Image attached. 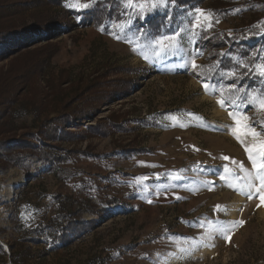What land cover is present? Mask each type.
Listing matches in <instances>:
<instances>
[{
	"label": "rangeland",
	"instance_id": "obj_1",
	"mask_svg": "<svg viewBox=\"0 0 264 264\" xmlns=\"http://www.w3.org/2000/svg\"><path fill=\"white\" fill-rule=\"evenodd\" d=\"M102 1L121 6L107 28L81 26ZM211 2L178 8L182 44L157 58L136 32L139 21L119 33L122 0H0V30L36 19L52 25L17 40L0 36V264H15L18 243L27 264H264L261 185L231 134L230 99L216 85L206 92L202 83L213 84L199 76L208 54L189 14L212 13ZM75 3L89 7H68ZM236 5L216 31L231 37L264 22L263 11ZM242 111L264 132V113ZM68 201L84 223L78 236L55 246L35 240L28 231Z\"/></svg>",
	"mask_w": 264,
	"mask_h": 264
},
{
	"label": "trees",
	"instance_id": "obj_2",
	"mask_svg": "<svg viewBox=\"0 0 264 264\" xmlns=\"http://www.w3.org/2000/svg\"><path fill=\"white\" fill-rule=\"evenodd\" d=\"M49 1L62 7L65 0ZM205 1L206 0H177L176 5L173 6L174 8L171 14L172 19L170 21L167 17L158 14L146 23L145 28H149V25L156 24L155 27L151 26L152 30H155L157 26L161 25V21L163 20V26L160 28V32L170 34L184 26V22L179 20V16L183 14L185 9H194ZM239 1L240 3H237L236 0H212V26L207 31L196 29L195 31L197 34L193 35L197 47L201 49L202 53L208 54L207 60L202 65H199L200 78L216 85L219 94L227 99L230 97L235 98V94L228 91V87L233 83H235L238 88L244 87L246 90L264 89V83H261L258 77L244 75L248 67H254L256 64L264 62L262 61V58H264V22H261L259 18L249 25L247 23L239 30L234 31L231 37L216 31L214 27L217 21L227 20L232 15L234 8L237 6L236 4L245 6L247 11L253 14H256L258 10L264 12V0ZM178 8L184 10L179 11ZM120 10V4L114 1L98 2L91 11L81 15V26L84 27L89 23H93L96 27H103L105 30L107 28V25H105L106 21L110 20L109 18L115 15V13L117 15ZM63 15L66 16L67 14L65 13ZM34 22L36 23L35 25L28 26L20 31L12 29L0 30V36L3 38H15L23 33L38 35L51 31L52 25H46V23L40 24V20L37 19ZM72 26L77 25L74 24ZM58 27V29L63 30V27ZM14 40H17V38ZM222 53L224 55H221ZM241 64L245 65V67H240L239 65ZM213 68H215L214 71L211 70ZM228 71H235L240 78H225L221 75V73H227ZM38 152H40L42 158L46 157L42 151ZM52 161L56 163V160ZM68 202L69 203L60 204V211L51 222L48 224H39L28 231L35 240L44 238L46 241H52L53 239L52 245L55 246L59 241L62 243H71V238L78 236L81 227L84 228V223L75 220L77 218L70 209V201ZM54 240H56V242ZM28 257L30 259L29 251H26L21 244L18 243L15 248V253H13L14 263L27 264ZM94 260L95 258H92L88 263L102 264V262L97 259L96 261Z\"/></svg>",
	"mask_w": 264,
	"mask_h": 264
},
{
	"label": "snow or ice",
	"instance_id": "obj_3",
	"mask_svg": "<svg viewBox=\"0 0 264 264\" xmlns=\"http://www.w3.org/2000/svg\"><path fill=\"white\" fill-rule=\"evenodd\" d=\"M123 9L126 13V19L118 25L119 33H126L130 29L135 21L140 22V26L136 28V32L140 33L144 41L153 48L154 55L157 58L166 57L176 53L182 44V37L184 35V30L180 29L174 32L161 33L160 28L163 26V20L161 25L157 26L155 30H152L151 25L149 28H145L144 24L148 23L149 18L155 16L158 12L162 13L163 17H167L170 21L172 19L171 12L169 10V4L175 6L177 0H122ZM68 7L75 8L77 10L88 8V4H69ZM189 23L192 29V35H196V29L206 31L212 26L213 15L212 13H206L204 10L199 8L195 9L194 14H189ZM218 22V21H217ZM117 40L120 39V35L117 34L115 37ZM127 41V36L124 37ZM137 46L134 50H138ZM221 55H224L223 53ZM147 61V57H144ZM264 61V58H262ZM193 68L197 65L193 60ZM240 67H245L241 64ZM212 71L215 68L211 69ZM225 78L239 79L240 76L235 71H228L227 73H221ZM245 76L258 77L261 83H264V62L256 64L254 67H248L247 71L244 73ZM202 87L207 92L210 87L215 90L214 85H209L208 83H202ZM230 93L235 94V98H229L233 111L229 112V117L233 121L231 128V134L234 139L244 149L247 159L252 166V170L255 173V178L259 181L261 185V191L258 193V199L260 203L257 207L264 206V132L257 131L256 125L249 122V117L242 111L245 107H250L258 112L264 113V89L246 90L244 87H237L235 83L228 87ZM222 107L225 106V100L220 99L217 101ZM264 125V121H261ZM224 160H230L229 157H222ZM232 163H237L232 161ZM240 170L245 171L243 165H240ZM227 172L228 169L225 168ZM147 177H139L137 181H144ZM252 199L250 195L248 197ZM150 202V201H149ZM241 225L243 221L239 222ZM226 241L231 239V230H227V234L224 236Z\"/></svg>",
	"mask_w": 264,
	"mask_h": 264
}]
</instances>
